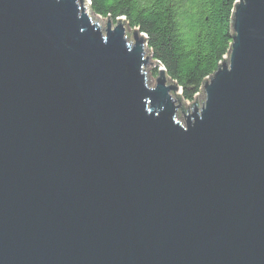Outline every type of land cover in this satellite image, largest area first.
<instances>
[{
  "label": "water",
  "instance_id": "95a60500",
  "mask_svg": "<svg viewBox=\"0 0 264 264\" xmlns=\"http://www.w3.org/2000/svg\"><path fill=\"white\" fill-rule=\"evenodd\" d=\"M124 22L0 0V264H264V0L192 102Z\"/></svg>",
  "mask_w": 264,
  "mask_h": 264
},
{
  "label": "trees",
  "instance_id": "16d2710c",
  "mask_svg": "<svg viewBox=\"0 0 264 264\" xmlns=\"http://www.w3.org/2000/svg\"><path fill=\"white\" fill-rule=\"evenodd\" d=\"M88 1L95 16L115 24L123 18L129 28L144 35L153 60L181 89L184 100H193L231 43V16L237 0Z\"/></svg>",
  "mask_w": 264,
  "mask_h": 264
},
{
  "label": "rangeland",
  "instance_id": "374dc122",
  "mask_svg": "<svg viewBox=\"0 0 264 264\" xmlns=\"http://www.w3.org/2000/svg\"><path fill=\"white\" fill-rule=\"evenodd\" d=\"M89 15L91 16V17H93L95 20H97L100 24H101V28L102 29H104L105 28V21H106V19H102V18H100V17H97V16H95L92 12H91V10H90V8H89ZM112 24H115L114 22L112 23ZM126 26H127V23H126ZM132 31H133V29H131V28H129V26H127V37L129 38V40H130V36H131V38L133 39V36H132ZM144 48L146 49V53H151V51L150 50H148L147 49V47H146V44H145V42H144ZM145 53V55L147 56V54ZM148 60L149 61H151L152 62V64H148L147 65V71H148V74L150 75V77H151V79H152V82L154 83V80H155V78H156V76H158L157 75V71H159L160 69H163L162 67H160L157 63H156V61L155 60H153V57H152V54H150L149 56H148ZM167 81H168V78H167ZM197 93H199V91L197 92ZM196 93V94H197ZM201 98L200 97H198V100H200ZM193 100H194V97H193ZM193 100H187L188 102H192ZM199 102V101H198ZM192 108L191 107H189L188 108V110H191Z\"/></svg>",
  "mask_w": 264,
  "mask_h": 264
}]
</instances>
